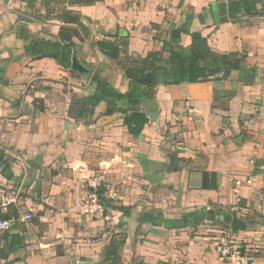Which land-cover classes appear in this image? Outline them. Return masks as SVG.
<instances>
[{
  "label": "crops",
  "instance_id": "crops-1",
  "mask_svg": "<svg viewBox=\"0 0 264 264\" xmlns=\"http://www.w3.org/2000/svg\"><path fill=\"white\" fill-rule=\"evenodd\" d=\"M219 1L39 0L35 16L26 15L23 0H0V149L16 159L13 180L0 174V210L41 214L38 223L19 220L0 236V264H108L118 233L126 241L112 264H239L218 256L223 233L245 247L252 264H264V80L245 85L241 73L231 71L207 83L159 85L155 97L141 103L150 122L137 138L129 135L124 113L104 115L106 102L88 119L68 116L73 96L95 93V74L128 91L127 60L162 51L187 20L213 51L240 54L245 68L264 75V18L220 24ZM64 11L80 15L84 26L65 25ZM62 27L77 30V57L90 73L37 60L18 37L27 29L54 39ZM108 36L127 38V54L105 55L96 42ZM183 44L189 47L191 38ZM204 173L214 175L217 189H203ZM94 175L128 216L108 209L92 218L79 211L77 200ZM237 179L252 185L235 193ZM44 180L48 195L37 189ZM145 213L153 220L143 222ZM234 217L245 230L232 229Z\"/></svg>",
  "mask_w": 264,
  "mask_h": 264
},
{
  "label": "trees",
  "instance_id": "trees-1",
  "mask_svg": "<svg viewBox=\"0 0 264 264\" xmlns=\"http://www.w3.org/2000/svg\"><path fill=\"white\" fill-rule=\"evenodd\" d=\"M39 0H23L26 15H37V2ZM97 0H68L70 5H90ZM212 11V6H208ZM217 10L220 17V24L235 22L239 16L263 17L264 0H220L217 3ZM65 25L80 26L82 18L78 14L64 11L60 18ZM77 30L69 27H62L54 39L36 38L27 29H21L18 37L25 41V52L37 60L50 58L63 69L70 70L72 65L73 51L77 45L73 38L77 36ZM189 36L191 44L185 47L183 39ZM111 40H99L96 46L101 51L114 53V60L127 54L129 41L125 37L108 36ZM168 53V57L164 54ZM244 57L237 53L219 54L213 51L208 40L200 32H191V22L186 23L179 29L172 31L171 39L163 45L160 52H149L143 59H128L125 75L129 79V89L122 92L111 85L110 82L100 79L98 74L92 78L95 86V93L82 98L74 97L68 110V116L77 120H85L95 115V110L102 102L107 103L106 116L116 112L125 114L124 125L129 135L139 137L144 128L149 124L150 118L143 112L141 103L155 97V90L159 85L179 86L182 84L207 83L213 80L224 79L228 69L239 71L242 75L241 82L251 85L264 80V75L259 74L256 69H248L243 66ZM5 69L0 67V76ZM152 72L154 79L150 88L136 82V79L143 78L146 73ZM3 81L0 79V84ZM38 101H35V104ZM40 108V107H39ZM41 110H43L41 106ZM12 159L5 151H0V174L7 180H13ZM56 175L53 173V176ZM203 189H217V182L213 174L204 173L202 178ZM48 184L46 195L49 193ZM37 189L40 188L37 186ZM40 192L38 198H40ZM100 201L104 205V212L108 209L124 211L128 216L129 212L124 207H117L111 199H107L105 191L100 192ZM40 213L33 219L38 223ZM17 210L8 211L5 214L0 210V219L18 218ZM126 241L125 234H115L106 252L105 262L112 264L117 260L119 250ZM2 252L0 251V255Z\"/></svg>",
  "mask_w": 264,
  "mask_h": 264
},
{
  "label": "built area",
  "instance_id": "built-area-1",
  "mask_svg": "<svg viewBox=\"0 0 264 264\" xmlns=\"http://www.w3.org/2000/svg\"><path fill=\"white\" fill-rule=\"evenodd\" d=\"M103 184V178L98 175H94L87 179V182L85 184V191L79 197L76 203V206L81 213L89 215L93 218L100 217L104 214L105 208L100 201V192L102 190ZM244 185H252V180L237 179L234 183V192L239 193V189ZM9 201L10 203H15L16 197L9 198ZM36 215L37 214H33V212H26L24 214H20L18 219H0V236L9 232L12 226L19 220L30 222L36 217ZM216 251L221 259L236 261L239 264H252V260L248 255L245 247L239 244L227 233H223V235L217 241Z\"/></svg>",
  "mask_w": 264,
  "mask_h": 264
},
{
  "label": "water",
  "instance_id": "water-1",
  "mask_svg": "<svg viewBox=\"0 0 264 264\" xmlns=\"http://www.w3.org/2000/svg\"><path fill=\"white\" fill-rule=\"evenodd\" d=\"M25 21L27 22V20L25 19ZM82 26H84V24H81ZM105 55L114 58L115 55L112 52L109 51H102ZM71 70L80 74L83 73H90L91 70H89L77 57V52L76 50L73 51V56H72V65H71ZM231 73V70L228 69L227 73H226V77H228ZM153 73L152 72H148L145 74V76L143 78L140 79H136V82L143 85L144 87L150 88L152 86L153 83ZM151 117H154L153 114H150ZM143 222H150L153 220V215L151 213H145L143 215L142 218ZM232 229L234 230H245L246 229V225L241 222L240 220H238V218L234 217L232 225H231Z\"/></svg>",
  "mask_w": 264,
  "mask_h": 264
},
{
  "label": "rangeland",
  "instance_id": "rangeland-1",
  "mask_svg": "<svg viewBox=\"0 0 264 264\" xmlns=\"http://www.w3.org/2000/svg\"><path fill=\"white\" fill-rule=\"evenodd\" d=\"M125 58H121L120 60L121 61H123ZM0 150H2V149H0ZM2 151H6V150H2ZM10 156V155H9ZM10 158L12 159V161H13V163H12V167H14L15 166V163H16V159H14L12 156H10ZM49 180H44L42 183H41V189H40V191L43 193V194H46V192H47V188H48V184H49ZM25 197H27L26 196V194L25 193H22V194H20V196H19V198H20V200L21 201H23L24 199H25ZM28 213V212H27ZM30 213V212H29ZM34 214V213H33ZM36 217H37V215H36ZM35 217V218H36ZM93 218V217H92ZM97 218V217H96ZM31 221H33V220H31ZM253 263V262H252Z\"/></svg>",
  "mask_w": 264,
  "mask_h": 264
}]
</instances>
